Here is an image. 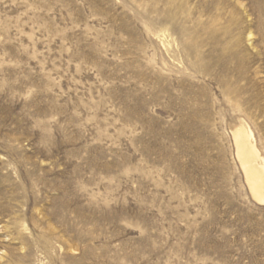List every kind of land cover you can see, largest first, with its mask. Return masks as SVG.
I'll list each match as a JSON object with an SVG mask.
<instances>
[{"label":"rangeland","instance_id":"1","mask_svg":"<svg viewBox=\"0 0 264 264\" xmlns=\"http://www.w3.org/2000/svg\"><path fill=\"white\" fill-rule=\"evenodd\" d=\"M264 0H0V264H264Z\"/></svg>","mask_w":264,"mask_h":264},{"label":"bare ground","instance_id":"2","mask_svg":"<svg viewBox=\"0 0 264 264\" xmlns=\"http://www.w3.org/2000/svg\"><path fill=\"white\" fill-rule=\"evenodd\" d=\"M235 155L252 197L264 204V157L244 125L231 130Z\"/></svg>","mask_w":264,"mask_h":264}]
</instances>
